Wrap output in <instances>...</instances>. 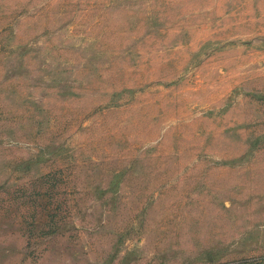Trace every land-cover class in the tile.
I'll list each match as a JSON object with an SVG mask.
<instances>
[{
    "label": "rangeland",
    "instance_id": "1",
    "mask_svg": "<svg viewBox=\"0 0 264 264\" xmlns=\"http://www.w3.org/2000/svg\"><path fill=\"white\" fill-rule=\"evenodd\" d=\"M0 264H264V0H0Z\"/></svg>",
    "mask_w": 264,
    "mask_h": 264
}]
</instances>
